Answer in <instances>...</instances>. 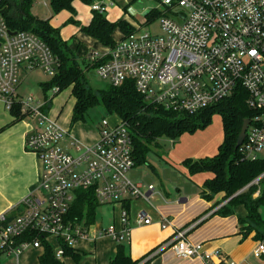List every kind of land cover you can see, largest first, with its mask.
Masks as SVG:
<instances>
[{"label": "built area", "instance_id": "2783aa9c", "mask_svg": "<svg viewBox=\"0 0 264 264\" xmlns=\"http://www.w3.org/2000/svg\"><path fill=\"white\" fill-rule=\"evenodd\" d=\"M115 6L112 0H95L89 9L105 15ZM154 10L160 15L148 24L156 21L159 33L133 23L130 33L119 32L113 46L90 50L86 60L95 64L97 75L109 84L118 86L130 79L145 101L173 112H198L230 96L237 86L244 88L247 106L261 113L249 121L239 147L246 158H258L264 150V0H157ZM148 13L150 9L142 16L146 19ZM10 32L0 11V100L9 109L18 103L22 114L36 119L25 148L37 154L42 173L38 193L30 192L21 200L20 212L10 219L0 214V255L12 257L11 264H20L25 248L43 249L38 237L42 235L61 260L62 243L73 248L77 239L87 236L88 227L64 219L76 189L93 187L100 205H115L147 198L154 186L143 190L128 176L134 161L124 123L110 125L102 118L98 140L80 144L67 139L57 119L42 110L45 101L57 93L56 86L42 101L19 95L23 74L37 68L50 79L58 64L36 34ZM136 217L139 223L150 222L144 211ZM119 218L120 229L110 224L102 230L115 242L129 236L124 208ZM25 233L32 237L17 241ZM167 247L178 256L197 257L203 264H237L220 250L205 251L201 244L190 242L185 231H176L161 249ZM252 252L255 257L264 256V239L256 241Z\"/></svg>", "mask_w": 264, "mask_h": 264}, {"label": "crops", "instance_id": "0c3cea01", "mask_svg": "<svg viewBox=\"0 0 264 264\" xmlns=\"http://www.w3.org/2000/svg\"><path fill=\"white\" fill-rule=\"evenodd\" d=\"M115 8L117 9L115 6L111 10ZM77 15V19L83 25L88 24L92 16L90 9L86 15L81 16L79 13ZM60 21L62 19L50 23L53 27L59 28L63 40L70 39L77 57L86 60L90 50L103 49V45L82 33L76 26H71V32L67 33L64 29L67 27H63L66 22L61 25ZM65 90L71 95L70 88ZM57 95L52 98L48 114L59 122L61 110L51 113ZM74 102L73 98V105ZM73 105L66 121L59 122L67 131L66 138L84 145L95 143L99 138L97 125H86L83 122L70 125ZM107 121L114 125L120 119L114 115V120L107 118ZM36 125V119L30 116L15 120L9 108L0 100V214L5 213L11 218L20 212L19 204L25 196L30 192L38 193L37 185L42 173V162L37 154L25 148V139ZM195 132L182 134L181 141L188 134L194 135L195 139ZM222 140L221 121V137H213L201 148L194 145L192 152H183L180 149L181 142L172 144L168 154L159 156L156 151L151 152L158 158V168L155 169L148 158L144 165L151 167L153 173L137 169L134 165L128 173L129 178L139 183L143 190L147 185H153L152 193L147 198L126 199L123 202L127 205L126 209L123 204H115L111 222L106 225L92 224L87 228V236L77 239L72 249L78 254V260L72 256H64L61 259L62 263L110 264L117 243L122 241L131 259L137 261V264H203L197 257L178 256L169 247L161 249L166 242L172 240L176 231H185V237L194 244H201L205 251L220 250L237 264H264V256L255 257L252 252L257 241L254 239V232L247 236L242 234L239 219L246 215V209L239 205L234 208L231 215L217 214L216 210L227 202L223 199V193L215 195L211 200H206L201 195L203 183L213 176L212 173L189 174L182 164L186 158L199 159L216 155ZM151 154L149 153V156ZM122 208L127 212L129 236L127 240L115 242L105 236L102 230L110 224L115 225L117 229L121 228L119 216ZM139 211L146 213L150 219L148 224L137 222L136 216ZM258 212L264 219V205L258 208ZM42 252L43 249L27 247L21 252L19 262L39 264L38 256ZM1 256L0 264H11L14 260L9 256L10 261L3 262Z\"/></svg>", "mask_w": 264, "mask_h": 264}, {"label": "trees", "instance_id": "16d2710c", "mask_svg": "<svg viewBox=\"0 0 264 264\" xmlns=\"http://www.w3.org/2000/svg\"><path fill=\"white\" fill-rule=\"evenodd\" d=\"M31 1L0 0V11L3 10L2 16L11 32L23 30L33 32L57 59L55 75L40 83L44 99L47 98L45 92L50 88L54 86L58 88L54 95L56 96L71 85L70 93L75 100L70 118L71 126L76 122H85L89 110L96 105L102 106L105 115H116L127 126L132 143L131 154L136 166L145 164L149 153L161 147L162 140L173 142L184 133L204 129L210 124L213 115H219L222 121L223 140L217 154L199 159L186 158L182 164L189 174L212 173L213 176L203 183L202 197L211 200L215 195L223 193V199L227 202L216 210L219 215H231L236 206L242 205L246 209V215L239 219L242 234L247 236L254 232L255 240L264 239V219L258 212V208L264 205V158H246L242 149L235 146L243 120L252 121L261 113L260 110L247 106L246 90L237 86L230 96L190 114L165 110L145 101L130 79H126L118 86L109 84L103 89H93L86 78V71L95 64L74 57L72 50L61 41L58 29L51 26L49 19H36L29 15L27 7ZM72 1L51 0V5L54 11L61 9L72 11ZM80 1L87 3L93 0ZM149 14L148 19L154 21L160 15V11L150 10ZM102 15L93 12L88 24L79 27L81 32L103 46H113L115 40L112 34L115 29L124 34L132 31L130 24L117 20L110 21ZM68 21L74 23L70 17ZM50 107L51 100L49 102L46 100L42 110L48 112ZM9 111L15 120L25 116L20 112V106L16 102ZM99 126L100 124L98 128ZM258 177L260 178L257 182H253ZM99 205L93 187L78 188L74 192V199L64 219L80 223L87 228L94 224ZM123 207L127 205L124 203ZM30 237H32L30 233H25L17 241ZM38 237L43 244V252L38 256L39 264H63L55 257L51 244L44 240L42 235ZM61 246L64 256H72L78 260V254L72 248L63 243ZM110 264H137V261L131 259L127 247L121 241L116 245V252Z\"/></svg>", "mask_w": 264, "mask_h": 264}, {"label": "rangeland", "instance_id": "374dc122", "mask_svg": "<svg viewBox=\"0 0 264 264\" xmlns=\"http://www.w3.org/2000/svg\"><path fill=\"white\" fill-rule=\"evenodd\" d=\"M93 1L83 3L80 0H73L72 1V11H68L66 9H61L60 11H54L51 5V0H32L31 4L27 7V12L29 15L33 16L36 19H42V20L49 19V22H56L62 19V21H60L59 23L63 25V23L66 22V24H64L63 27H67L64 29L67 33H70L71 26H76L78 28L83 26L82 22L77 19V16H78L77 14L79 13L81 16L86 15L89 11V5ZM112 1H114L117 9L116 8L112 10L110 9L108 12H106L105 15H102L106 17L108 20L110 21L117 20L121 22H126L127 24H130L132 28H133L132 24L134 23L136 25H139L142 28H147L149 31H151V33L160 32L159 24L156 21L151 24H148L150 21L148 19V16L150 15L149 13H148L149 15L147 14L148 16L146 17V19L142 16L143 15L142 12L144 10H148V9L154 10L157 4V0H135V1L112 0ZM90 13L92 15L93 12L90 11ZM63 16L65 18L70 16V18L73 19L74 23L72 21L69 22L68 21L69 18L65 19ZM116 16H120V17L116 18ZM57 29L59 31V37L61 41L65 42L66 45L70 48V50H72V55L78 58V60L81 59L75 55V48H74V45H72L71 41H69L70 39L63 40L60 35L59 28ZM119 32H120L119 29L114 30L112 34L114 39L118 38ZM67 54L69 55V53ZM86 78L88 79L89 85L93 89H103L109 85L108 81L98 76L96 71L93 68L86 71ZM46 80H49V77H47L45 74L42 73L40 69H37V68L27 72L26 74H23L21 76V80L18 85L19 95L22 97L32 96L34 99L42 101L44 99V96H43L44 94H43L40 83L45 82ZM68 88H70L71 90L72 86L70 85ZM45 96H47V92H45ZM47 100L48 102L49 100L52 101V98L47 99ZM72 105H73V97L69 95L68 90H64L60 94L58 93L56 99H54L51 113L55 111L59 112L61 110V113L59 116V122L61 123L63 122V120L66 121V119L68 118ZM103 117L108 118V120H114V115H111V116L105 115V112L102 106L96 105L95 107L89 110L86 116V121L83 123H85L86 125L88 124L91 126H95V125L98 126L100 124V120ZM220 119L221 118L219 115H213L210 124L206 128L197 130V132H195V139H194V135L191 136L190 134H188V136H185L183 138L184 140L182 141H181V137L173 140V143H171L167 139H164L161 142L162 149L160 148L155 149L154 152L156 151V154H158L159 156L164 153L168 154L172 149L171 148L172 144L174 143L177 144L179 142H181L180 149H182L183 152L185 151L192 152L194 145L195 147L199 146V148H201L204 145H206V143L209 140H211L213 137H217V136L221 137V120ZM257 155L260 158H264V151L258 152ZM147 158L151 162V164L156 167L155 169H157L158 168V158L153 154H151ZM136 168L141 169V170L145 169L147 170L149 174L153 173L152 168L149 166L147 167L144 164L137 165ZM114 207H115L114 204L99 205L98 208L96 209L94 225H98V224L106 225L107 223L111 222ZM51 243L53 244L52 241ZM1 261L3 262L10 261V258L4 257L2 255Z\"/></svg>", "mask_w": 264, "mask_h": 264}, {"label": "water", "instance_id": "95a60500", "mask_svg": "<svg viewBox=\"0 0 264 264\" xmlns=\"http://www.w3.org/2000/svg\"><path fill=\"white\" fill-rule=\"evenodd\" d=\"M2 12H3V10L1 11V14H2ZM10 34H15V31L10 32ZM248 124H249V120L244 119L242 126H241V129H240V132H239L237 139H236V145H235L236 147H239L242 144V142L245 138V133H246V129H247ZM260 177L256 178L253 182H255Z\"/></svg>", "mask_w": 264, "mask_h": 264}]
</instances>
